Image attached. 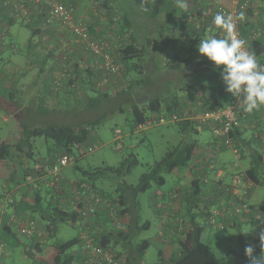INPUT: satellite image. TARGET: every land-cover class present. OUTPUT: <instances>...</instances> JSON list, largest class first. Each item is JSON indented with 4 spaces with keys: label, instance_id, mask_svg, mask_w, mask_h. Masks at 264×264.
Returning a JSON list of instances; mask_svg holds the SVG:
<instances>
[{
    "label": "trees",
    "instance_id": "1",
    "mask_svg": "<svg viewBox=\"0 0 264 264\" xmlns=\"http://www.w3.org/2000/svg\"><path fill=\"white\" fill-rule=\"evenodd\" d=\"M13 1L15 0H0V47L4 46L6 49L15 47V42L9 37V29L14 23L31 30L27 41V56L32 54L31 50L37 51L34 53L39 57L37 65L40 66L39 76L43 74V89L46 90L44 95L55 91L56 95L51 94L54 98L61 95L66 101L70 95H74L73 97L78 98L80 103L84 102L88 106H98L115 98H121L128 104L134 101L131 107L133 128L141 129L159 123H173L183 137L180 143L168 149L159 160L147 164L146 171L133 185L128 184L123 177L140 164L134 154L127 155L115 166L103 164L82 168L77 164L79 159L95 149L94 127L102 122V117L44 127H27L20 124L13 141L0 136V177L4 179L3 192L0 194V219H2L0 245H3L0 251V264H4L2 261L7 248L13 252L8 264H14V248L18 246L22 247L23 253L33 264L81 263L82 256L84 257L80 251L83 246L81 222L87 201L77 200L74 191L75 189L80 191L84 197L88 193L86 190L91 188L96 193L102 192L103 196L96 218L88 221V224L101 233L94 236L99 239L98 243L102 247L118 252L125 258L122 264H129L133 230L150 227L149 221L139 224L138 216L134 217V207L130 203L132 201L130 197L135 199L140 193L152 187L159 189L166 182L165 174L172 173L178 168H185L192 175L187 190L178 189V195L175 194L176 192H172L171 195L179 207L178 210L173 211L175 220L180 219L179 214L183 215V219L178 220L175 228L172 229L173 233L170 234L175 239L167 241L169 247L175 244L179 248L177 255L170 257L171 261L174 264H220L214 251L209 249L202 239L207 224L206 219L211 215L208 206L214 205L215 199L221 196L226 200H232L230 209L234 212L237 201L235 196L225 189H217L214 185V173L218 169L227 173L222 180L226 184L231 183L233 173L240 171L244 174V179L251 184L244 196L250 214L245 215L246 220L244 217L241 220L255 222L261 228L252 247L253 253H262L264 242L260 240V234L264 231V204L255 208L248 199L251 187L264 186V121L260 118L261 110L245 113L244 117H239L240 124L230 128L226 137L233 147L223 143L224 136H215L208 125L201 124L195 119L197 114L225 108L237 100L224 90L225 86L219 70L214 68L213 63L207 58L199 56L196 52L200 39L210 35L217 38L225 36L224 31L213 23V17L218 13L219 0H186L187 12L177 6L176 0H86L85 3L83 0L80 1L82 9L89 4V14L93 20L78 16L77 2L62 0L72 9L74 18L86 26L93 39L104 38L112 42L118 65L117 74L120 68L124 76L130 73L136 74V78L139 74L157 76L155 81L146 84L144 79H136V93H132L134 83L126 87L120 86L114 93L110 91V86L117 77L113 74L106 75L96 62L100 60L93 53L87 61L82 59V54L86 51L67 41L68 32L59 26V22L47 23L51 8L48 0ZM222 1L225 4L228 0ZM253 3L257 6V12L253 9ZM22 7H26L30 14H22ZM241 12L245 13L246 18L243 21L239 20V31L245 40H248V36L258 28L264 30V26L257 24L254 19L257 15L264 16V0H251L248 8ZM9 13L10 15L13 13V16ZM134 14H136V22L133 21ZM162 16L165 17V24L159 22L161 20L164 22ZM41 24L54 31L52 50H48V45L51 44L49 41L37 37L41 33ZM156 36L159 38L156 41L161 48L155 56L161 59L160 64L153 56L155 49L153 37ZM186 42H189L190 46L187 47L185 56L181 58L179 56L181 44ZM60 45L67 46L64 52L77 61L75 60L73 68L67 71L70 77L63 80L61 87H57L52 71L61 64L60 58L55 56ZM171 50L173 55H170ZM247 50L254 52L257 60L264 64V34L250 40ZM163 51L165 56L162 54ZM40 58L42 59L39 61ZM37 59L35 57V60ZM49 59L54 60L50 65L53 69L46 68ZM3 61L4 59L0 57V66ZM46 72H48L47 76L44 77ZM102 82L105 84L103 85ZM139 84L143 86L139 88ZM159 84H163L161 92L155 89ZM9 94L11 97L12 94ZM42 103L43 101H40V104ZM56 103L58 106L65 105L61 100L60 103ZM197 126L211 132V139L204 144L203 150L199 153L195 151L200 141L189 139L187 136L188 132L199 131ZM217 126H220V123ZM38 137H43L46 143V153L43 155L36 149L35 139ZM90 147L93 149L89 150ZM234 149L236 153L233 152ZM228 150L232 151L235 158L229 166L228 163L219 162L220 155ZM62 156L72 159L69 166L79 170L83 178L70 180L59 169L58 178L62 182L61 186L59 188L47 186L49 181L56 178L48 170L67 165L60 160ZM247 158L249 165L244 169L240 168L241 160ZM209 162L212 167H209ZM235 162L238 163L236 169ZM29 177L33 179L30 184ZM105 177L109 181L115 177L119 186L112 192L98 187L97 182H102ZM204 190L212 192V198H203ZM163 198L164 196L156 199ZM201 204L203 207H200ZM7 207L11 208L10 213L6 212ZM255 213H261L262 218L256 219ZM12 214H16L24 221L34 220L38 233L25 236L17 231L19 224L10 221ZM125 214H129L130 217L128 224H124L121 218ZM199 216L205 222L198 220ZM248 217L250 219L247 220ZM117 218H120L119 224L116 222ZM59 222H69L73 226H78L81 234L66 241L54 239L56 225ZM240 223L239 217L228 227H239ZM116 245L121 249H116ZM148 245L149 241L144 240L138 244L137 250L142 253ZM162 254L161 250L160 255ZM224 258L222 264H249V258L244 251L230 250Z\"/></svg>",
    "mask_w": 264,
    "mask_h": 264
},
{
    "label": "rangeland",
    "instance_id": "2",
    "mask_svg": "<svg viewBox=\"0 0 264 264\" xmlns=\"http://www.w3.org/2000/svg\"><path fill=\"white\" fill-rule=\"evenodd\" d=\"M253 6V9L257 12V6ZM161 18L164 22L161 20L159 21L160 24H165V17L162 16ZM254 19L257 21V24L264 26V16L260 17L257 15ZM133 21L136 22V14L133 15ZM148 23H151V21H148ZM148 27L150 28L151 26ZM17 30H19L20 33L16 39H13L15 47L13 49H6L4 46L2 48L0 47L2 50L0 51V57L4 59L0 66V82H3L6 88H13L11 90L9 89L10 92L4 88L0 90L1 137L13 141L16 135V129L20 124L27 127H44L56 123H78L102 117V122L94 127L93 136L96 138L95 149L87 153L85 157L79 159L77 164L82 168L100 166L103 164L115 166L120 164L122 159L127 155L134 154L139 159L140 164L135 166L129 174L123 177L128 184L133 185L138 182L141 174L146 171L147 164H152L154 161L159 160L168 149L180 143L183 136L173 123H159L141 129L133 128V113L131 107L134 101L128 104L122 101L121 98H115L107 102H102L98 106H88L84 102L80 103L78 98L73 97L74 95H70L68 101L61 95L54 98L52 95H56L54 93L55 91L49 95H44L46 90L43 89V74L39 76L40 66L37 65V58L39 57L36 55L37 53H34L37 51L35 49L34 51L31 50L32 54L27 56V41L31 35V30L25 26L20 28L19 25L14 24L11 27V32ZM153 39L155 40L153 43V48H155L153 50V56L156 57L157 63L160 64L162 61L159 59V56H155V54H158V49L161 48V45L156 41L159 40L157 36L153 37ZM53 45L52 43L48 45V50H52L54 47ZM183 45L186 46L184 47ZM181 46L182 48L179 51V56L182 58L185 56L186 49L190 46V43L186 42L181 44ZM41 52H45V50H41ZM164 52L165 51L162 53L163 56H165ZM169 52L170 55H173L172 50ZM55 56L59 58L58 51L55 53ZM35 57L37 60H35ZM88 57V54H82V59L85 61H87ZM41 59L42 58H40L39 61ZM70 59L67 62H62L63 65L56 66V69H54L52 73L54 78L58 76L59 72L73 68L76 59H73V57ZM52 63H54V60L49 59L46 63V68L50 67L53 69L52 66H50ZM60 69L61 71H59ZM148 71H150V69ZM47 73L48 72L44 73V77L47 76ZM122 73V70L120 71L119 68L118 74L115 75L117 78L113 81V85L110 86V91L112 93L118 90L120 86L126 87L131 83H134L132 93H136V79H144L145 84L157 79L156 75L153 76L151 74H139L136 78V74L134 73L126 74L125 76ZM162 85L163 84H159L155 89L161 92ZM1 86L3 85L0 84V87ZM142 86L143 85L139 84V88ZM9 93L12 94L11 97ZM60 100L65 103L64 106H58L56 102L60 103ZM40 101H43V103L40 104ZM4 118L7 119L4 120ZM196 128L199 131L193 133L188 132L187 136H189V139H198L201 143L211 138L210 130L200 126ZM248 133L249 132H247V134ZM186 139L188 138L186 137ZM35 141L37 146L36 149L42 155L45 154L46 143L43 137H38ZM200 151V149L196 148L195 153H199ZM225 156H227V161L229 160V166L231 161L233 162L235 160L232 151H224L220 155V158H225ZM249 163L248 158L241 160L240 168H246ZM58 168L70 180L83 178L81 172L72 166L64 165ZM190 175L192 174L189 173L187 169L178 168L172 173L165 174L166 182L159 189L157 187H152L146 192L140 193L135 199L130 197L132 200L130 203L134 207V217L136 218L138 216L137 219L139 224L145 221L150 222L149 228L133 230V235L130 240L132 250L130 252V262L132 264H174L170 257L176 256L179 248L175 246V244L169 247L167 241L175 239V237L170 234L173 233L172 229L175 228L178 220L180 221V219H183V215L179 214L180 219L175 220L176 218L173 216V211L178 210L179 207L178 203H175L173 200L174 197L172 198L171 195L172 192H176L175 194L178 195V189H181V191L188 189ZM107 177H105V180H102V182H97V185L104 190L112 192L119 186V183L118 181L116 182L115 177L112 178V181H109ZM120 180L121 179H119V181ZM30 182L28 183L30 184ZM3 185L4 179L0 177V194L3 192ZM241 187H243V185ZM247 188L248 184H245V188L242 189L246 190ZM253 189L261 198L258 202L252 201V203L255 205L262 204L264 199V186H255ZM204 194L205 196H203V198H212L213 195L209 190H204ZM99 195L103 196V193L99 192ZM162 196H164L163 199H156ZM169 206L170 209H168ZM9 207L6 208L7 213L11 212V208ZM200 207H203V205L201 204ZM208 207L209 214H216L218 208L216 203ZM239 217L241 220L242 217L245 218L246 216L239 215L224 220L223 228L210 225L208 219H206L207 224L204 228L202 239L206 242L207 247L214 251L220 264H222L228 251L237 250L240 252L244 251L247 245L252 246L255 238L261 231V228L255 222L248 221H243L245 223H242L239 227H228V225L231 226ZM197 219L201 222L203 220L200 216ZM247 219L250 218L248 217ZM217 221L220 222L222 219L219 217ZM56 229L54 239L58 241H66L81 234L80 228L76 225L73 226L69 222L57 223ZM168 237L171 238L168 239ZM144 240H148L149 245L145 251L140 253L137 250L138 244H141ZM115 247L116 249H121L119 245ZM7 250L9 254L12 255V250L8 248ZM14 250V264H33L23 253L21 246L15 247ZM161 250L163 252L162 255H160ZM261 254H264V251L260 254L253 253V256L259 258Z\"/></svg>",
    "mask_w": 264,
    "mask_h": 264
},
{
    "label": "built area",
    "instance_id": "3",
    "mask_svg": "<svg viewBox=\"0 0 264 264\" xmlns=\"http://www.w3.org/2000/svg\"><path fill=\"white\" fill-rule=\"evenodd\" d=\"M38 2L40 0H29ZM50 2L51 8L49 12V18L47 23L54 24L55 22L60 23V27L65 29L68 33L66 36L67 41L75 46H80L82 49L86 51L89 56L93 53L94 56L98 57L100 62L96 61L99 64V67L103 69L108 74H117L118 65L116 64V57L114 55V48L112 47V42L110 40H106L104 38H97L93 39L86 29V26L77 21L74 18L72 13V9L68 8L62 0H48ZM251 0H228L224 2L219 0L217 3V12L222 14H232L233 15V22L236 25V32L240 38L245 41V47L247 49L248 43L250 40L257 39L264 34V30L257 29V31L252 32L248 36V40L242 37L241 31H239V20L236 19V15L241 12L242 10L245 11L248 6L250 5ZM228 3V4H226ZM17 7V6H16ZM15 7V8H16ZM17 9V8H16ZM63 31V30H61ZM60 31H58L59 33ZM67 49V46H59L58 54L60 58V63L58 65H63L64 61L67 62L71 58L67 55L64 51ZM71 60V59H70ZM63 62V63H62ZM56 69V67H55ZM69 69H65L62 72H59L58 76L54 78V82L57 84V87H61L63 85V80L70 77L67 73ZM61 71V69L59 70ZM53 73V71H52ZM53 75V74H52ZM104 81V80H103ZM103 83V82H102ZM105 83H103L104 85ZM56 87V88H57ZM243 104L242 101L239 104V101L236 100L234 104L226 106L225 108L216 110V111H209L202 114H197L195 119L201 123L208 125L213 134L215 136H224L223 143L228 147H233L230 140L226 137L230 128L232 126H238L240 124L239 117H244L245 112L242 110ZM260 118L261 121H264V106L260 108ZM259 117V116H258ZM220 123V126H217ZM93 147H90L89 150H92ZM236 153V150H233ZM206 158V157H205ZM204 158V159H205ZM60 160L69 165L72 163V159L67 156H62ZM207 161V159H206ZM238 163L235 162L234 167L237 168ZM209 167L212 165L209 162ZM49 173L54 174L56 177L54 180L49 181L47 186L59 188L62 184L60 179L58 178L59 175V168L48 170ZM241 172V173H240ZM235 172L231 176V183L226 184L225 181H222L226 172L222 170H216L214 173L215 176V186L217 189H225L226 192L235 196L237 203L234 205V212L230 209L232 206V200H226L224 197H218L217 200L215 199L216 205H218L219 210L216 211L217 214L210 215L208 218V223L214 227L223 228V221L234 218L235 216L239 215H248L250 214V208L248 203L246 202V190L245 184H248V188L251 186L248 180L244 179V174L242 171ZM28 182L33 181L30 177L28 178ZM221 182V184H220ZM243 185V187H241ZM84 187H87L84 185ZM247 188V189H248ZM87 194L84 197L81 195L80 191L75 189V198L77 200H85L87 201V207L84 210L83 219L81 222V226L83 229L82 236H83V246L81 248V252L83 253L84 257L82 256L81 263L77 264H122L125 261L124 256L119 255L118 252L110 249L102 247L98 242L99 239H96L94 234L100 235L101 233L97 232L95 229L91 228L92 226L88 224V221H93L96 218V213L100 208V202L102 201V196L99 193L95 192L92 188L87 189ZM112 210V208L110 209ZM221 213V214H220ZM228 214V215H226ZM218 215V216H217ZM220 217L222 221L218 222L217 218ZM122 218V217H121ZM255 218L260 219L262 216L260 213H255ZM120 218L116 219L117 224L120 223ZM10 221L12 223H18L17 231L22 233L25 236H32L35 233H38L37 224L34 220H22L16 214H12L10 217ZM102 232V231H100ZM97 235V236H98ZM97 240V242H96ZM3 245H0V251L2 250ZM84 259V262H83Z\"/></svg>",
    "mask_w": 264,
    "mask_h": 264
},
{
    "label": "clouds",
    "instance_id": "4",
    "mask_svg": "<svg viewBox=\"0 0 264 264\" xmlns=\"http://www.w3.org/2000/svg\"><path fill=\"white\" fill-rule=\"evenodd\" d=\"M177 6L187 12L186 0H176ZM245 13L239 12L236 19L243 21ZM213 23L222 29L225 36L217 38L208 36L200 39L197 45L199 56L207 58L219 70L224 90L236 97L245 113L258 111L264 106V64H261L254 52L245 47V41L236 32L232 14L217 13ZM222 66V67H221ZM264 242V231L260 234ZM249 258V264H264V254L259 258L253 256V247L247 245L244 249Z\"/></svg>",
    "mask_w": 264,
    "mask_h": 264
},
{
    "label": "crops",
    "instance_id": "5",
    "mask_svg": "<svg viewBox=\"0 0 264 264\" xmlns=\"http://www.w3.org/2000/svg\"><path fill=\"white\" fill-rule=\"evenodd\" d=\"M15 1H17V0H15ZM15 1H13V2H15ZM71 1H74V2H77V4H78V6H76L77 7V9L76 10H78V16H81V17H84V18H86V19H91V20H93L92 18H91V15L89 14V4H86V6H85V8H81V6H80V1H82V0H71ZM83 2L85 3L86 2V0H83ZM258 3V2H257ZM20 4V3H19ZM252 5H256L255 3H253ZM1 10H2V8H1ZM4 11H5V8L3 9ZM21 12H22V14L23 13H28V9L26 8V7H22L21 8ZM31 12V11H30ZM28 14H30V13H28ZM32 14V13H31ZM8 15V14H7ZM9 15H10V13H9ZM10 16H13V13L10 15ZM14 24H16V25H19V27L21 28L22 27V25L21 24H18V23H14ZM13 24V25H14ZM12 25V26H13ZM11 26V27H12ZM11 27H10V29H9V37H10V40H13V39H16L17 38V36L19 35V30H17V31H13V32H11ZM41 33L37 36L38 38H43L45 41H49V43H52L53 44V37H52V34H54V31H50L49 29H47V27H45V26H43V24H41ZM51 41V42H50ZM54 46V45H53ZM54 51V50H53ZM0 84L1 85H3V86H1L0 87V90L1 89H7V90H11V89H13V88H6L5 86H4V83L3 82H0ZM7 118H4V120H6ZM211 139V138H210ZM208 140H206V141H203L202 143H200V145H199V147H198V149H200V150H203V148H204V144H206V142H207ZM197 161V160H196ZM229 161V160H228ZM227 161V156H225V158L223 157V158H220L219 157V162H222V163H229ZM189 182V181H188ZM254 188V186L253 187H251L250 188V190H249V192H248V199H249V203L251 204V206H253V207H255V208H257V207H261L263 204H264V199H263V203L262 204H253L252 203V201L253 202H258L259 200H260V196H259V194L257 193V192H255V190L253 189ZM157 192V191H156ZM122 219H123V223L124 224H128V222H129V220H130V217H129V214H125L123 217H122ZM244 220H246V219H244ZM244 220H240V225L242 224V223H245V222H243ZM248 220V219H247ZM1 221H2V219H0V225H1ZM11 254H9V251L7 250V252L4 254V256H3V263L4 264H8V261H9V259H11ZM164 258V257H163ZM10 262V261H9ZM129 264H130V262H129Z\"/></svg>",
    "mask_w": 264,
    "mask_h": 264
}]
</instances>
